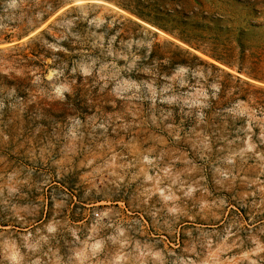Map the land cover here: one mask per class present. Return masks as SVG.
<instances>
[{
  "label": "rangeland",
  "instance_id": "obj_1",
  "mask_svg": "<svg viewBox=\"0 0 264 264\" xmlns=\"http://www.w3.org/2000/svg\"><path fill=\"white\" fill-rule=\"evenodd\" d=\"M0 264H264V0H0Z\"/></svg>",
  "mask_w": 264,
  "mask_h": 264
}]
</instances>
